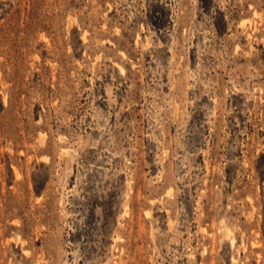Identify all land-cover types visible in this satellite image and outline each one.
<instances>
[{
	"label": "rangeland",
	"instance_id": "rangeland-1",
	"mask_svg": "<svg viewBox=\"0 0 264 264\" xmlns=\"http://www.w3.org/2000/svg\"><path fill=\"white\" fill-rule=\"evenodd\" d=\"M0 264H264V0H0Z\"/></svg>",
	"mask_w": 264,
	"mask_h": 264
}]
</instances>
